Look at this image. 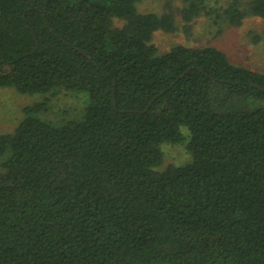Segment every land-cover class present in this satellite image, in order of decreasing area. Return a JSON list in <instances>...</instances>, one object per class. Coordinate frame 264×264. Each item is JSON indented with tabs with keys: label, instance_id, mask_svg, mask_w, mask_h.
Listing matches in <instances>:
<instances>
[{
	"label": "trees",
	"instance_id": "16d2710c",
	"mask_svg": "<svg viewBox=\"0 0 264 264\" xmlns=\"http://www.w3.org/2000/svg\"><path fill=\"white\" fill-rule=\"evenodd\" d=\"M139 2L0 0V87L46 95L0 133V264H264V73L159 54L174 13ZM201 13L238 26L264 0H184ZM63 91L81 116L43 118ZM183 142L191 160L161 169Z\"/></svg>",
	"mask_w": 264,
	"mask_h": 264
},
{
	"label": "rangeland",
	"instance_id": "374dc122",
	"mask_svg": "<svg viewBox=\"0 0 264 264\" xmlns=\"http://www.w3.org/2000/svg\"><path fill=\"white\" fill-rule=\"evenodd\" d=\"M183 4L184 0H140L138 4L139 10L143 12L174 13L177 29L174 32L157 30L153 35L152 42L159 54L175 45L199 48L212 46L225 52L232 63L264 73V18L249 16L238 26L221 23L218 26L211 17L201 13L187 24L180 14ZM115 24L120 26L122 21L115 19ZM84 96L87 97L84 93L73 95L64 91L49 95V110L43 113L42 117L54 122L79 118V111L85 107ZM44 97L46 95L21 94L14 88L0 87V133L14 131L18 120L21 119L22 108L39 102ZM161 149L164 153L161 169L169 164L181 165L191 160L185 142L164 143Z\"/></svg>",
	"mask_w": 264,
	"mask_h": 264
}]
</instances>
